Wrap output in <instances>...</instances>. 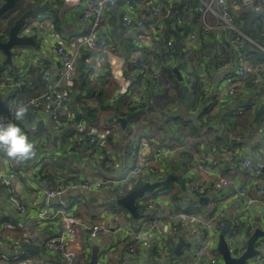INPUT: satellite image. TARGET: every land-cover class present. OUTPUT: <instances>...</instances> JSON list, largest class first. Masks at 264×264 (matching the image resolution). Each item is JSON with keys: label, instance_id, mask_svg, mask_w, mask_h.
Here are the masks:
<instances>
[{"label": "built area", "instance_id": "2783aa9c", "mask_svg": "<svg viewBox=\"0 0 264 264\" xmlns=\"http://www.w3.org/2000/svg\"><path fill=\"white\" fill-rule=\"evenodd\" d=\"M62 1L76 9L78 22L85 27V32L79 37H72L68 45L54 44L51 52L59 59L60 67L56 71L48 68L43 71L41 84L44 92L36 97L20 99L16 94L20 92L25 79L22 75L11 77L9 67L4 65V53L0 51V92H8L12 96L7 103V110L0 112V120L5 124L15 123L24 131L23 124L30 110L45 99H50L52 106L48 108V111L54 126L57 129L68 127L74 120L70 110V91L77 79L76 64L84 48L98 56V60L93 56L86 61L91 77L95 79L104 77L107 82L113 81L118 85L119 96L125 102L123 109L126 116L139 111L149 112L151 108H155L157 101L168 94L161 86L164 70L175 62V56L178 54L174 37L166 40L163 36L162 27L167 17L166 0ZM119 1L123 10L121 26L129 32L133 43L128 59H126V48L124 47V51L120 53L109 44L107 37L100 31L107 11L116 6ZM201 2L204 8L199 20L200 24L196 30L190 31L186 42L179 44L183 45L181 60L184 69L187 73L201 75L208 81L209 76L201 63L200 50L203 46L201 41L215 44L211 49L214 55L213 64L208 67V70L223 73L227 85L218 90L215 96L217 105H213L211 114L215 113L216 107L220 111L226 99H239L245 100L239 111L247 109L251 119H255L257 109L264 105V2L261 0H201ZM250 14H254L252 29L259 38L251 37L250 32L244 29V19ZM49 23L47 19L28 18L19 35L29 37L38 34L41 30L50 32L52 26ZM180 25L185 27L184 23ZM217 43L219 44L216 45ZM246 45L249 49L251 48L250 51H244ZM251 51L255 55L254 61L251 60ZM104 63L109 66L106 74L100 68ZM94 64L95 67H92ZM187 82V87L192 89L195 84L194 78L189 77ZM101 87L106 86L101 85ZM20 104H25L29 108L22 121L16 120L10 110L11 107L14 111ZM180 105L177 103L171 107H163L161 111L158 110V113L160 116L170 115V112L178 111ZM257 126L264 132V117L257 122ZM84 130L83 126L81 131ZM125 134L130 166L127 177L122 181L128 185L129 190H133V185L140 181L155 183L165 179L167 163L189 149L186 143L164 146L154 137L151 140H137L133 129L123 130L115 119L106 123L100 121L89 134L81 137L79 147L91 162L100 161L109 171L121 173L114 145L109 138L112 136L113 139L120 140ZM27 136L32 142L31 137ZM237 140L240 141V138L238 137ZM220 155L222 156L220 159L228 161L224 154ZM30 161L17 164L11 160L18 166L27 165ZM194 161L197 174L186 181L187 194L196 198L205 196L212 198L208 206H201L198 212L191 214L176 211L164 212L159 208L157 198H148L142 209L144 213L151 212V218L138 230L131 228L119 211L113 214L103 212L97 221L91 224L85 216L74 213L73 201L67 193L104 191L108 182L101 172L82 178L70 174L66 179L57 177L47 182V188L43 194L54 203L42 211L37 218L22 221V239L11 240L0 233V245L6 246L8 251H21L24 243L31 242L41 250L57 257L56 260L47 261L24 260L21 264H90L91 245L114 230L123 234L122 240L118 243L119 258L113 262L100 264H130L138 257L143 246L154 248L163 257H173L175 246L169 242L180 237L191 244L190 252L193 259L189 260V257L182 252L181 256L177 257L179 264H219L223 257L214 244L218 241L219 234L227 222L225 210L220 204L224 206L230 203L232 198H239L246 199L247 204L235 217L226 239L232 256L240 257L247 248L248 239L256 231L253 226L243 229L242 218L250 214L259 200L250 196L251 191L247 187L237 188L234 194L229 192L228 196L222 195L221 192L224 189L232 187L233 181L219 171L209 170L217 168L220 160L215 158L210 165L203 166L201 154L195 153ZM241 167L258 180L256 190L263 205L262 215L264 216V154L258 151L252 155L244 153ZM15 182L13 177L0 174V184L6 185L10 206L18 216L24 217L30 205L18 194L13 186ZM56 218H61L64 230L68 234L89 230L85 252L70 251L64 236L51 238L44 234L46 225ZM13 223L12 217L1 220L3 229H12ZM242 233L247 240L241 242L238 239ZM255 248L256 254L253 258L247 259L245 264H264V238L256 242ZM184 249L189 250V248ZM240 251L242 252L238 254L237 252ZM0 264H3L1 260Z\"/></svg>", "mask_w": 264, "mask_h": 264}, {"label": "crops", "instance_id": "0c3cea01", "mask_svg": "<svg viewBox=\"0 0 264 264\" xmlns=\"http://www.w3.org/2000/svg\"><path fill=\"white\" fill-rule=\"evenodd\" d=\"M35 1L36 0H34V4H36L38 0L36 2ZM47 1L52 3L53 0H46L45 2ZM170 2L172 3V0H166V3L169 4ZM53 5L58 8V12L49 11L51 13V18L55 23L54 26L51 25V31L48 32L46 30H41L38 31V34L29 36L36 41L37 45L24 46L23 54H16L13 58V65L8 66L11 77L22 75L25 79V83L20 89V92L16 93L20 99L41 95L44 92V88L41 84L43 71L47 68L56 71L60 67L59 59L51 52V48L54 44L66 43L68 45L69 40L72 37H79L85 32V27L80 25L78 22L77 12L74 7L64 3L62 0L54 1ZM122 11V4L121 1H119L116 6L107 11V16L100 28L103 36L107 37L109 44L119 50L120 53L124 51V47L127 50V41L129 42L130 48L132 49L133 47L132 38L129 32L121 26ZM254 20V14H250L249 17L244 19V29L247 32L250 28H253ZM43 21L46 22V20ZM251 37L259 38L256 34ZM250 50L251 48L249 49L248 47L246 52ZM250 55L252 61L256 60L252 51L250 52ZM93 56H95L96 60H98V56L94 55L90 50L84 48L81 51V57L76 64V82H79L81 78L83 79L84 93H88V90L95 89L93 97H90L88 93L90 99L87 100L86 109H84L85 107L80 106L81 104H76L78 94L74 93L72 90V92L70 91V110L73 113V118L75 119V112L72 105L73 100L82 115L79 122L80 131L83 126L84 129H86L87 122L84 121V119L94 110H96L95 114L98 117V122L101 121L104 123L115 119V110L120 116L126 115L123 107H121V100H119L120 96L118 85L113 81L107 82L104 77H100L98 79L91 77L86 61L92 59ZM200 57L202 58V66L209 76L208 81L202 78L204 84L203 89L206 94V100L203 101V104L210 107L211 105L217 104L215 96L218 90L225 87L227 83L223 73L208 70V67H211L213 64L214 58L212 50L209 47L204 49L203 46L201 47ZM81 61L82 66L79 67L78 64ZM92 67H95V64L92 65ZM100 68L103 70L104 74H106L109 70L107 63L101 64ZM181 74L183 73L181 72ZM183 78V82H180V88L188 86L187 75H184ZM105 84H109L108 88L107 86L103 88L101 87V85ZM162 87L168 94L175 93L174 86ZM100 92L103 94L102 99L97 98V94ZM95 93L97 94L95 95ZM73 95L74 98H72ZM11 98L12 96H10L8 92H0V112L7 110V103ZM244 103L245 100L228 98L222 103L218 114L214 116L205 115L204 119H206L207 124L204 126L203 132H207V141L203 147L199 146L198 148L195 144H193L194 142L197 143L196 140L187 136L186 133L188 128L182 125V123L172 121L168 114L161 116V118L158 119L160 116L158 111L153 110L145 112V115L139 117L138 121L141 126H148V128L153 129L154 135L157 136L155 138L162 144L172 146L179 143L178 140L180 138L181 141L187 140L185 142L190 144L193 157L188 153L186 157L188 159L183 161V166H179L180 164L177 160H175L171 166L167 167L166 177L169 174H181L186 178V181L194 178L197 174V169L195 168L194 162L192 161V164L190 160L194 159L195 153L201 154L203 166L210 165L215 158L219 159L220 162L218 163L217 168L209 170L212 172L219 171V173H222L224 176L233 181L232 187L230 189H224L221 192L222 195L228 196L229 192L234 194L237 188L247 187L251 191L250 196L259 200L257 205L252 208L250 214L242 218L243 229L248 226H253L255 229H261L264 231V216L262 215L263 205L258 198V190H256L258 180L250 172L241 167V160L244 153L246 155H252L254 152L258 151L264 154V132L257 126L255 119H251L249 116L250 112H248L247 109L239 111V109L243 107ZM51 106L52 104L50 99H45L42 103L30 110L27 120L23 124L24 132L31 137L32 142L35 145L37 153L35 159L31 160L27 165L18 166L13 164L5 154L0 153V174L6 177H13L16 180L13 186L16 188L18 194L23 197L24 201L30 205V209L26 216H18L10 206L5 186L0 184V233L11 240L22 239L21 225L23 224V220L37 218L42 211L53 205L54 201L48 199L43 194L47 188L48 180H53L57 177H63L66 179L70 174L78 178H82L83 176H92L96 172H101L106 182H108L107 188L104 191L94 193L70 191L67 193V196L71 197V200L73 201L74 213L78 216H85L89 219L91 224L97 221L98 217L103 212L107 211L113 214L118 211L117 208L119 207H117L116 204L117 198L124 194L121 191V185H127L122 181L127 177L130 166L128 161L126 134L120 140L113 139L111 141L115 148L117 160L120 163V170H122L121 173H113L104 168L100 161L93 163L88 160L78 143L75 141L76 143L74 144L71 140L72 138L69 136V130L67 128L57 129L54 126L48 111V108L50 109ZM259 108L256 111V115ZM184 116L188 117L186 114H184ZM192 117L195 122L197 120L202 123L200 114H193ZM263 117L264 113L260 119H263ZM135 121L130 124L133 125V128H136L137 126ZM178 129L181 131L180 134L176 132ZM231 132H234L233 143L229 141L228 136ZM174 133L176 139L171 140L172 134ZM238 137L240 138V141L237 140ZM190 140L194 142L192 143ZM231 144H233V146L228 148ZM194 151L196 152L194 153ZM220 154H224L223 156H226L228 161L225 162L224 159H220L222 157ZM176 185L180 188L178 183L173 182L171 188L168 190L164 189V191L150 196L149 198H157V202L160 204L159 208L164 212L176 211L174 207L175 205L171 201V196L175 194L174 190L176 189ZM110 191L114 193L111 194ZM188 195L190 194H187V196ZM187 196L184 195L183 197L187 198ZM205 197L209 199V202L212 199L209 196ZM109 201H112V207L115 208L114 210H107V208H103L104 203ZM246 204V199L239 198H232L230 203L225 204L224 206L220 204L225 210L226 221L228 219H232L234 221L235 217L240 214L239 212L244 209ZM57 205L58 202L56 201L55 206L57 207ZM121 214L125 219L129 220V222L127 221L129 226L136 230L141 228L143 223L151 218V212H147L144 213V218H140L136 223H132L130 221V216L128 217L124 213ZM8 217H12L14 219L13 228L3 229L1 226V220ZM88 233L89 230L85 229L81 230L80 233L68 234L64 230L61 218H56L54 221L47 224L44 232L46 236L51 238L55 236H64L67 239V248L76 253L82 252L85 247V243H88ZM122 238V233L112 230L111 233L91 245L90 257L94 247H98L100 250L98 255L99 264L102 262L116 261L119 258L118 243L122 240ZM180 238L172 240L174 243L173 246L176 247ZM239 238L240 239L238 240L241 242L247 240V237L243 233ZM217 244L218 241L214 244L216 248ZM190 251V248L189 250L184 249L183 251L184 255L189 257V260L193 257L191 256ZM17 252L20 253L19 258L23 260L15 258ZM0 253V260L3 264H21V261L24 262V260L47 261L57 259V257L52 256L51 253L43 250H41V253L33 252L37 255L24 254V250L8 251V248L3 244L0 245ZM39 254L40 256H38ZM175 263L176 261H173L172 257H163L154 248L143 246L139 251L138 257H136V259L130 264ZM219 264H225L224 260H222Z\"/></svg>", "mask_w": 264, "mask_h": 264}, {"label": "trees", "instance_id": "16d2710c", "mask_svg": "<svg viewBox=\"0 0 264 264\" xmlns=\"http://www.w3.org/2000/svg\"><path fill=\"white\" fill-rule=\"evenodd\" d=\"M19 1V0H18ZM37 1V0H36ZM35 1V2H36ZM46 0H38L36 2V4L33 5V7H26L24 9V11L22 10L21 15L24 14L26 11L28 10H33L35 8L40 7ZM262 2H264V0H261ZM168 4V3H167ZM1 7V5H0ZM15 7V6H14ZM170 10H169V14L166 17L165 21H164V25L162 27L163 32H164V39L168 40L170 37H174L175 40V44L178 48V54L175 56V62L167 67L164 70V84L165 86H174L175 88V93H169V94H165L163 95L156 104L155 108H151L149 110L153 111L155 109H157V111H161L163 107H168V106H173L174 104L180 103V109L176 112H170V119L176 123H182V125L186 126L188 128L187 130V136L192 137L193 139L196 140L197 143L194 144L196 145V147L198 148L199 146L203 147V145H205L207 138V132H203L204 126L207 124V121L205 118V115H211V110L213 108V105H211L210 107H208L207 105L205 106L203 104V101H205V90L203 89V77L201 75L198 74H192V73H187L184 69V65L182 63V55H183V45H179L180 43L183 44V42L185 41V37L189 34V32L191 30H196L197 26L200 24V18L202 15V9L204 8L201 0H172L171 5L169 6ZM165 9H167V7L165 6ZM12 10V9H11ZM9 10V11H11ZM8 11V12H9ZM8 14V13H7ZM20 15V16H21ZM8 17V15H6ZM19 18V17H18ZM3 20V19H2ZM5 20V19H4ZM0 22V39L1 40H5L9 34V31L12 27V25L15 22V18H11L8 21H6V23L4 22ZM181 22L184 23L185 27H181ZM252 29V28H250ZM203 44V49L209 47L210 49H212V47H214L215 44H212L211 42H207V41H201ZM219 43H217L216 45H218ZM156 52L158 53V50H156ZM175 65V66H173ZM174 67H178L179 71L182 72L185 76L187 75V81L189 77H193L195 80V84L192 87V89H189L187 86H185V88H180V81L178 80V77L175 75L174 73ZM103 86H107L106 84ZM84 83H83V79L81 78L79 80V82H75V85L72 87V91L74 93H77V98H76V104H81L80 106L85 107L84 109H86V104H87V100L90 99V97H93L95 89L92 90H88V93L90 95H88L87 92L84 93ZM108 88V86H107ZM71 91V92H72ZM177 93V94H176ZM97 93H95L96 95ZM71 95V93H70ZM102 93H98L97 94V98L98 99H102ZM119 100H121V107L125 108L124 104L125 102L123 101V98H119ZM96 110H94L93 112H90L89 116H87L84 121L87 122L86 125V129L84 131H80L79 130V123H76L75 119L73 120V122L70 124V126L68 127H64L67 128L68 134L69 136L72 138L71 140L74 142V144L77 142L78 145L80 146V139L82 136H85L87 134L90 133L92 128H95L96 125L99 123L98 122V117L95 114ZM200 114V118L202 120V123L198 122L196 120V122L193 120L192 115L193 114ZM184 114L188 115V117H185ZM127 115V114H126ZM125 115V116H126ZM213 116V115H212ZM161 116H159L158 119H160ZM159 126V125H158ZM177 133L180 134V129L176 130ZM110 141L113 140L112 136H110ZM176 139L175 133L172 134V139L174 140ZM76 141V142H75ZM185 141L187 140H182L181 138L178 140L179 144L182 143H186ZM161 143V142H160ZM162 144V143H161ZM164 146H171V145H165L162 144ZM187 151H183L180 153V155L178 156V158L174 159L173 161L167 163V166H171L172 163L177 160L178 163L180 164L179 166H183V161L187 160ZM167 169V168H166ZM167 174V173H166ZM52 177V176H51ZM50 177V178H51ZM145 182H139L137 183L136 187H134V189L140 187L141 185H143ZM173 183H171L169 186L167 187H163L160 188L156 191H154L152 193V195H156L158 193L161 192L162 189L168 190L169 188H171ZM133 189V190H134ZM132 191V190H130ZM130 191L125 192L124 194L120 195L124 196L125 194L129 193ZM174 195L171 196V194L169 193V195L171 196V201L172 203L175 205V210L176 212H183V213H187V214H191V213H195L198 212L203 205H201L199 203V198L196 197H191L190 195L187 196V193L184 194L181 192L180 188H178V186L176 185V189L174 190ZM187 196V198L183 197L184 195ZM202 198V197H200ZM202 206V207H201ZM137 207L138 210L141 214L140 218H144L145 214L144 211L142 209V207L140 206V203L138 204L137 201ZM130 216V221L132 223H136L138 220H135L132 215L129 213ZM139 218V219H140ZM136 230V229H134ZM169 244L174 245V243L172 242V240L169 242ZM25 251L24 254H29V255H37L36 253L33 252H27ZM40 256V254L38 255ZM173 261H176L175 264H179V262L177 261V257H172ZM190 259H193V257H191Z\"/></svg>", "mask_w": 264, "mask_h": 264}, {"label": "water", "instance_id": "95a60500", "mask_svg": "<svg viewBox=\"0 0 264 264\" xmlns=\"http://www.w3.org/2000/svg\"><path fill=\"white\" fill-rule=\"evenodd\" d=\"M17 1L18 0H4V3L0 7V16L5 14L9 10L13 9ZM46 11L58 12V8L54 6L51 2L47 1L38 8L26 11L24 14L19 16V18L14 22V24L12 25L9 31L7 38L5 40L0 39V51H2L5 55L4 65L7 66L13 65L14 63L13 58L16 56V54H14L15 47L37 45L36 41L33 38L20 36L19 32L28 18L38 17L40 16V14ZM251 21H252V17H251ZM126 45H127L126 59H128L131 54V48L129 46L128 41L126 42ZM247 49H248V45L244 47V51H246ZM78 66L79 67L82 66V61L78 64ZM173 70L176 73L179 81L183 82L184 78L182 77L179 68L174 67ZM72 98H74V95L72 96ZM72 105L75 112V121L76 123H79L82 118V115L79 112L77 106L75 105L74 100L72 101ZM263 113H264V105H262L258 110V113L255 118L256 122L260 120ZM144 115L145 112L139 111L130 114L128 116H120L118 112L115 110V120L121 125L122 129L126 131L129 130V126L131 123H133L136 119ZM173 182L178 183L182 192L184 193L187 192L186 178L181 174L178 175L169 174L163 180H160L155 183L145 182L143 185L130 191L124 196L118 197L116 204L118 207L126 209L135 220H138L141 214L137 207V201L160 188L169 186ZM199 203L203 206H208L209 199L206 197H202L200 198ZM232 224H233V220L228 219L225 227L219 234L217 249L221 253L225 264H245L247 259L253 258L254 255L256 254V248H255L256 242L259 239L264 238V231L261 229H256L255 233L247 241V248L245 252L240 257H233L230 251L229 243L226 239V235L230 232L232 228ZM190 246L191 244L186 242L184 238L181 237L174 249L173 257L181 256L183 249L190 248ZM22 247L24 251L41 253V249L37 245L32 243H24ZM99 251L100 250L98 247H94L91 255L90 264H98Z\"/></svg>", "mask_w": 264, "mask_h": 264}, {"label": "rangeland", "instance_id": "374dc122", "mask_svg": "<svg viewBox=\"0 0 264 264\" xmlns=\"http://www.w3.org/2000/svg\"><path fill=\"white\" fill-rule=\"evenodd\" d=\"M54 1H58V0H53L52 1V3L54 4ZM64 2V1H63ZM4 3V0H0V5L2 6V4ZM65 3V2H64ZM33 5H34V0H19V1H17V3H16V5H15V7L11 10V11H9V12H6L5 14H3V15H1L0 16V22H3V20H4V22L6 23V21H8L9 19H11V18H15L16 20L18 19V17L21 15V12H22V10L24 11V9L26 8V7H33ZM171 5V2L169 3V4H166V7H167V9H165V13H167V16H168V14L170 13L169 12V10H170V8H169V6ZM8 13V14H7ZM6 15H8V17L6 16ZM37 18H41V19H47V20H49V22H50V24L52 25V26H54L55 25V23H54V21H53V19L51 18V13L49 12V11H46V12H43L42 14H40V16H38ZM3 19V20H2ZM15 20V21H16ZM181 23H183V22H181ZM7 24V23H6ZM249 32H250V35L251 36H254V29H250V30H248ZM190 33V32H189ZM19 34H21L20 32H19ZM189 35V34H188ZM188 35L185 37V42H186V38L188 37ZM23 47L24 46H18V47H15V49H14V54H23ZM5 56V55H4ZM173 66H175V65H173ZM175 73V72H174ZM175 75H176V73H175ZM182 75V77L184 76V74H181ZM177 76V75H176ZM107 86H109V84H107ZM162 86H165V84H164V78L162 79ZM217 104H215V106H216ZM219 108L218 107H216L215 108V113L214 114H211V115H216V114H218L219 112ZM135 123L137 124V126H136V128L134 127L133 128V125H130L129 126V130H132L133 129V131H134V133H135V135H136V139L137 140H143V139H149V140H151V138L152 137H157V136H155L154 135V130L153 129H150V128H148V126H141V124L139 123V121H138V119L135 121ZM132 128V129H131ZM228 136H229V141L230 142H232L233 143V140H234V132H231L230 134H228ZM159 141V140H158ZM191 141V140H190ZM192 142V141H191ZM193 143V142H192ZM194 144V143H193ZM177 145H179V143H177V144H175V145H172V146H177ZM186 145L188 146V150H187V152L190 154V155H192V157H193V153L191 152V146H190V144H187L186 143ZM233 146V144H231L228 148H231ZM183 149V148H182ZM196 151H194V153H195ZM188 153H187V155H188ZM194 162V164H196L195 163V161H194V159L193 160H190V162ZM193 162H192V164H193ZM15 176V175H14ZM49 181V180H48ZM5 187H6V185H4ZM137 185H133V187H136ZM121 187H122V193H125V192H127L129 189H128V187H127V185H121ZM161 191H164V189H162ZM111 192V191H110ZM114 192H111V194H113ZM115 195H117V194H115ZM150 196H153L152 195V193L151 194H148V195H146V196H144L143 198H141V199H139L138 200V204L140 203V206L142 207V206H144L145 205V203H146V201L148 200V198L150 197ZM22 197V196H21ZM22 199H23V197H22ZM150 199V198H149ZM24 200V199H23ZM113 206V203H112V201H109V202H106V203H104V209L105 208H107V210H114L115 208L114 207H112ZM118 207V206H117ZM117 210L119 211V213H124L125 215H127L128 217H129V212L127 211V210H125V209H123V208H121V207H119V208H117ZM126 221H128L129 222V220L128 219H126ZM87 245H88V243L86 244L85 243V247L83 248V251L82 252H85V250H86V248H87ZM242 251H240V252H237L238 254H240ZM19 257H20V253L19 252H17V254H16V256H15V258L16 259H19Z\"/></svg>", "mask_w": 264, "mask_h": 264}, {"label": "clouds", "instance_id": "9594fccd", "mask_svg": "<svg viewBox=\"0 0 264 264\" xmlns=\"http://www.w3.org/2000/svg\"><path fill=\"white\" fill-rule=\"evenodd\" d=\"M12 111L16 120H24L29 108L25 104L18 105ZM0 153L5 154L17 164L28 162L36 158V149L33 142L24 133L22 128L15 123H3L0 120Z\"/></svg>", "mask_w": 264, "mask_h": 264}]
</instances>
